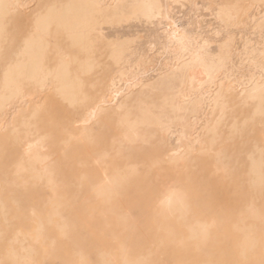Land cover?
<instances>
[{
    "label": "rangeland",
    "instance_id": "rangeland-1",
    "mask_svg": "<svg viewBox=\"0 0 264 264\" xmlns=\"http://www.w3.org/2000/svg\"><path fill=\"white\" fill-rule=\"evenodd\" d=\"M231 2L198 3L199 33L215 37L216 29L223 31L212 43L214 52L226 31L233 33L239 48L246 39L263 48L264 3L252 9L251 23L223 28L215 10ZM68 4L35 0L32 8L60 13ZM118 8L94 18L113 22ZM256 22L262 26L256 28ZM25 24L14 17L6 23L8 33L0 43V97L13 90V65L19 59L14 32ZM51 31L60 46L48 53L44 70L24 71L22 90L30 102L10 108L4 106L10 99L0 100V123H5L0 129V264H24V255L25 264H264V102L231 95L219 112L207 101L193 122L188 112L166 103L185 84L163 79L129 97L120 111H94L91 104L113 73L104 56L109 48L94 42L88 56L79 53L60 68L61 52L75 49L54 26ZM87 59L93 62L81 66ZM44 79L52 82L43 88L39 82ZM222 81L220 73L210 84L211 93ZM144 104L172 133L142 123L139 136L128 145L122 119L138 120ZM35 135L44 140L49 159L43 171L24 155L25 141ZM191 143L195 148L186 153ZM172 149L184 157L168 162ZM129 167L132 174L114 187L113 172ZM168 186L184 192L183 217L177 211L163 212L158 204ZM196 222L208 224L204 240L192 232Z\"/></svg>",
    "mask_w": 264,
    "mask_h": 264
},
{
    "label": "bare ground",
    "instance_id": "bare-ground-1",
    "mask_svg": "<svg viewBox=\"0 0 264 264\" xmlns=\"http://www.w3.org/2000/svg\"><path fill=\"white\" fill-rule=\"evenodd\" d=\"M34 1L0 0V43L8 33L6 23L10 17L26 22L22 27L17 26L14 32L15 37H19V43L14 44L15 54L19 59L13 65V90L9 95L0 97V100L10 99L4 106L15 108L26 106L30 102V99H26L29 94L22 90L24 71L44 70L48 53L59 45L54 40L55 35L50 36L51 26H54V32L58 31L68 37L69 48L75 49V53L61 52L57 67L66 68L79 53L88 56V48L94 42L100 41L109 48L104 56L110 59L113 73L108 77L109 82L101 97L93 103L94 105L91 104L94 111H120L122 103L129 97L137 94L144 86L153 87L154 83L163 79H178L179 83L185 84L184 90L176 92L166 103L176 111L188 112L193 122L207 101L212 103L213 109L219 107V112L226 107L225 98L231 95L234 98H252L258 103L264 102V47H253L246 39L239 48L235 45L233 33L226 31L224 40L214 52L212 43L220 40L219 35L223 31L215 28V37L202 36L199 33L196 28L199 26L197 17L200 15L197 5L202 0H128V3H123L124 0H69L67 9L60 13L54 10L39 11L37 8L33 10ZM261 2L264 3V0H232L231 3L216 9L215 16L224 23L223 28L233 23L241 28L242 24L254 20L252 9ZM184 6H188V9L181 13L180 9ZM111 8H118L117 17L113 22L107 23L94 18V15ZM261 26L260 22H256V28ZM244 54L246 62L243 61ZM153 61H156V67ZM92 62L93 60L87 59L80 64L85 67ZM220 73L226 82L231 83L222 81L218 84V89L211 93L210 84ZM27 74L32 77L31 80L37 82V77L32 76L33 72ZM51 82L52 80L44 79L39 83L44 84V88ZM137 87L139 89L135 91ZM178 96L180 98L176 99ZM13 98L16 100L11 102ZM149 106H139L141 116L138 120L129 117L122 119L123 137L128 145L139 136L138 125L142 123L156 125L171 135L170 126ZM262 109L263 106L260 111ZM3 113H6V110L1 112ZM4 125L5 123L1 122L0 129L4 128ZM44 146V140L35 135L26 140L23 147L24 155L32 161L33 168H40L42 171L49 161L45 150L43 151ZM194 148L195 145L191 143L184 151L189 153ZM175 151L172 149L173 153L166 157L168 162H177L184 157ZM132 172V167L123 172L114 171V187H117L120 179ZM158 204L163 212L177 211L181 217L187 210L183 190L171 186L162 190ZM195 224L192 232H196L195 234L204 240L208 224ZM23 263H27L26 255L23 257ZM124 264L133 262L126 260Z\"/></svg>",
    "mask_w": 264,
    "mask_h": 264
}]
</instances>
